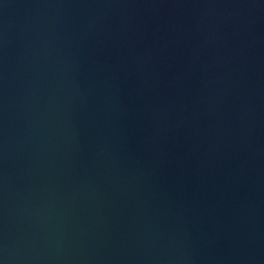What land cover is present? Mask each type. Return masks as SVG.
<instances>
[{
	"label": "water",
	"instance_id": "water-1",
	"mask_svg": "<svg viewBox=\"0 0 264 264\" xmlns=\"http://www.w3.org/2000/svg\"><path fill=\"white\" fill-rule=\"evenodd\" d=\"M0 264H264V0H0Z\"/></svg>",
	"mask_w": 264,
	"mask_h": 264
}]
</instances>
